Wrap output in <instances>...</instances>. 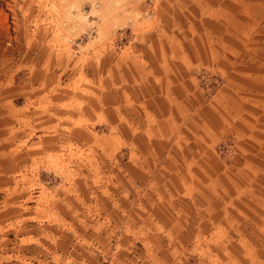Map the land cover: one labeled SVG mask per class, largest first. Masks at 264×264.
I'll return each mask as SVG.
<instances>
[{"label":"rangeland","instance_id":"1","mask_svg":"<svg viewBox=\"0 0 264 264\" xmlns=\"http://www.w3.org/2000/svg\"><path fill=\"white\" fill-rule=\"evenodd\" d=\"M0 264H264V0H0Z\"/></svg>","mask_w":264,"mask_h":264}]
</instances>
